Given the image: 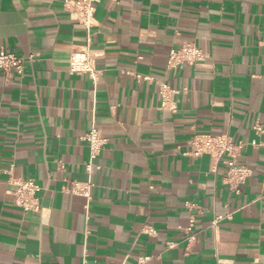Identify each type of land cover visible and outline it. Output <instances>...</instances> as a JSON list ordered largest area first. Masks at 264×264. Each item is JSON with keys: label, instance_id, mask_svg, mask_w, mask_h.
<instances>
[{"label": "crops", "instance_id": "1", "mask_svg": "<svg viewBox=\"0 0 264 264\" xmlns=\"http://www.w3.org/2000/svg\"><path fill=\"white\" fill-rule=\"evenodd\" d=\"M94 7L86 27L62 0H0V49L25 58L21 77L0 72V264H264V0ZM182 41L205 57L171 73ZM85 46L93 77L68 70ZM93 126L107 143L89 173ZM222 132L249 170L235 188L225 162L184 154L193 133ZM13 177L41 187L38 211L14 204ZM73 180L92 181L89 201Z\"/></svg>", "mask_w": 264, "mask_h": 264}, {"label": "built area", "instance_id": "2", "mask_svg": "<svg viewBox=\"0 0 264 264\" xmlns=\"http://www.w3.org/2000/svg\"><path fill=\"white\" fill-rule=\"evenodd\" d=\"M97 0H62L63 9L69 16L77 22L89 27L93 24L94 19V3ZM205 53L191 41H182L177 47L169 49L167 54V70L171 73L177 71L183 65H195L203 60ZM32 58V55L27 57ZM25 58L16 55L14 52L6 49H0V72L4 82L10 81L12 78L21 77L24 74ZM68 70L70 73L87 74L93 77L96 75V69L87 50V46L73 49L69 55ZM141 79H148V76L135 74ZM158 93L160 95V107L162 109L174 110L175 105L171 96L175 92L166 83L158 85ZM256 130L261 131L260 125L255 126ZM88 144L89 153L88 160L85 163L86 170L91 173L95 169H99L100 165L96 163L103 147L107 143V138L103 132L97 127H91L82 137ZM185 155L191 157H199L209 155L216 161H223L227 164L226 177L232 188L244 183L249 170L237 164V156L239 155L242 145L233 141L231 135L226 132L212 133H193L188 139ZM62 167V165H61ZM13 189L11 194L15 205L21 207L24 211H38L41 208L39 193L41 187L32 179L13 177L10 180ZM93 183L91 180L71 181L68 191L76 195L85 197L90 200L92 196ZM215 223V221H214ZM189 229V228H188ZM148 257L139 259L140 263L146 261Z\"/></svg>", "mask_w": 264, "mask_h": 264}]
</instances>
